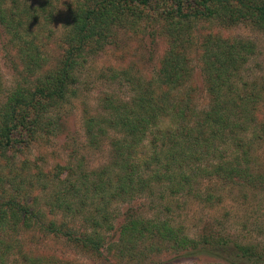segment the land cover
Instances as JSON below:
<instances>
[{"label": "trees", "instance_id": "trees-1", "mask_svg": "<svg viewBox=\"0 0 264 264\" xmlns=\"http://www.w3.org/2000/svg\"><path fill=\"white\" fill-rule=\"evenodd\" d=\"M11 2L8 7L7 1L0 0V24L18 44L20 60L41 68L39 47L25 39L33 36L34 23L24 22L25 9L19 0ZM75 4L65 39L67 48L59 66L39 79L33 89L19 85L5 101H0V148L11 146L19 131L35 134L41 119L53 107L70 92L77 93L73 85L77 71L86 62L89 44L106 42L111 38L112 26L142 31L147 19L164 20L174 41L157 79L144 84L138 81L133 97L126 103L109 96L102 109L106 117L91 116L86 120L91 145L104 137L109 140L111 161L96 171L70 167L65 180L60 178L62 173L56 174L55 179L63 187L54 194L56 207L70 213L88 208L87 222L96 228H102L103 223L115 228L110 206L129 205L146 194L154 196L155 185L165 187L170 196L196 195L205 204L223 201L216 190L207 188L205 193H199L203 181L215 179L239 188L243 200L250 195H264V165L258 155L264 149V123L256 116L257 105L264 97L259 93L242 94L238 85L247 56L255 51L254 44L243 40L229 43L218 37H210L202 44L211 96L209 109L198 112L191 95L172 93L192 72L187 49L183 54L176 51V45L186 48L192 29L213 19L229 25L249 23L264 32V0H76ZM43 16L52 19L53 13ZM2 92L0 74V97ZM164 121L169 122L165 128ZM58 169L60 172L64 168ZM122 215L115 229L127 244H132L131 248L139 241L152 240L171 244V249L185 256L207 255L222 264L264 263L263 244L241 243L213 228L204 229L192 239L171 219H146L130 207ZM23 229H38L92 251L103 246V239L47 224L43 211L27 206L17 195L0 193V264H50L25 252L18 237ZM11 231L18 233L15 239Z\"/></svg>", "mask_w": 264, "mask_h": 264}, {"label": "rangeland", "instance_id": "rangeland-1", "mask_svg": "<svg viewBox=\"0 0 264 264\" xmlns=\"http://www.w3.org/2000/svg\"><path fill=\"white\" fill-rule=\"evenodd\" d=\"M5 1L10 7L11 0ZM19 2L25 9L24 22L34 23L31 27L33 36L25 39L39 47L43 66L38 68L26 60L22 62L18 44L0 24L3 88L0 101H5L8 93L19 85L33 89L39 79L59 66L64 59L67 48L65 39L70 29L72 11L76 7V0ZM44 13H53L52 19L49 16L44 18ZM34 16H37V20ZM143 26L142 31L112 26L111 38L106 42L89 44L86 62L77 71V82L73 85L77 93L70 92L63 102L53 107L41 119L42 124L35 134L27 130L19 131L14 135L11 146L0 148V193L17 195L27 206L43 211L47 224L55 223L77 235L103 239L102 248L92 251L65 238L40 233L38 229H23L21 235L12 231L9 233L14 239L15 234L22 239L26 253L50 264H222L207 255L185 256L171 249V244L152 240L139 241L131 248L132 244H127L115 229L120 226L122 214L129 207L146 219H171L174 226H182L192 239L197 238L204 229L213 228L229 234L238 242L264 245V195L258 198L250 195L248 200H243L239 188L226 186L217 179L203 181L200 188L198 185L199 193H205L207 188L216 190L223 199L222 203L218 204L215 200L205 204L196 195L185 198L183 195L170 196L165 192V187L155 185L154 196L146 194L132 204L114 203L110 206L115 228L103 222L102 228H96L93 223L87 222L88 208H78L70 213L56 207L58 203H55L54 194L60 191V187L63 188L55 179L56 174L62 173L60 178L65 180L70 167L77 169V166H81L86 172L96 171L111 161L109 140L104 137L95 146L91 145L86 120L91 116L106 117L102 109L109 96L126 103L133 97L137 83H148L158 77L164 57L174 40L164 20L147 19ZM210 37L222 38L229 43L243 40L254 44L255 51L247 56L238 85L242 94L259 93L264 97V32L249 23L229 25L217 19L198 23L192 29V35H189L190 43L186 48L176 45V51L183 54L187 49L186 58L192 72L188 80L172 93L176 96L191 95L198 112L209 109L211 96L207 89L201 46ZM34 68H37L35 72ZM244 84H248V87ZM256 116L259 122L264 123V100L257 105ZM168 125L169 122L164 121L162 126L165 128ZM258 155L260 163L264 165V149H260ZM58 167L64 169L59 172ZM162 194L164 198L160 197ZM98 203L97 200L95 204ZM118 239V242H114Z\"/></svg>", "mask_w": 264, "mask_h": 264}]
</instances>
